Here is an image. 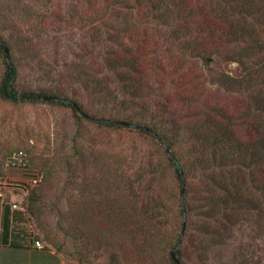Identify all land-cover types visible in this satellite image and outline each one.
<instances>
[{"label": "trees", "instance_id": "obj_1", "mask_svg": "<svg viewBox=\"0 0 264 264\" xmlns=\"http://www.w3.org/2000/svg\"><path fill=\"white\" fill-rule=\"evenodd\" d=\"M70 1L86 10L83 66L62 73L66 82L56 90L20 88L16 48L0 33V98L69 108L77 155L86 124L152 139L179 193L171 212L178 221L170 222L167 207L166 220L155 212L168 199L158 174L149 187L151 214L129 220L119 204L105 203L100 240L119 252L140 230L133 245L143 247L138 257L147 264H158V256L166 264L204 262L211 243H226L241 222L264 214V0ZM53 21V13L41 15L40 26L47 30ZM211 62L227 65L213 79L202 67ZM79 90L98 101L94 110ZM30 159L17 167L28 168ZM38 174L28 211L40 223L39 187L54 170L39 169L30 182ZM78 233L90 240L80 226Z\"/></svg>", "mask_w": 264, "mask_h": 264}, {"label": "rangeland", "instance_id": "obj_2", "mask_svg": "<svg viewBox=\"0 0 264 264\" xmlns=\"http://www.w3.org/2000/svg\"><path fill=\"white\" fill-rule=\"evenodd\" d=\"M85 11L70 0H0V33L16 48L20 88L47 86L56 90L66 82L62 73L83 66L86 57L81 47L87 39L79 26ZM52 13L54 21L45 30L40 26L41 15ZM226 66L202 64L205 72L212 74L211 79ZM3 71L0 58V81ZM79 93L86 102L90 100L94 110L98 101L92 96L85 99L89 97L82 90ZM75 134V119L67 107L51 102L13 103L0 98V181L7 185L3 190L17 193L19 202L28 206L36 186L30 182L31 174L46 167L54 170L51 179L39 187L43 190L42 221L39 223L30 214L25 218L24 232L27 236L31 230L37 232L38 238L59 250L64 264H147L138 257L143 247L133 245L138 236V242L142 238L140 230L130 234L119 252L102 244L100 236L107 227L102 219L103 206L119 204L123 210H116L129 220L150 215L149 187L159 174L168 199L165 208L155 212L166 220L167 208L169 213L177 210L179 193L160 165L162 150L149 137L128 129H97L86 124L82 154L77 155L72 147ZM19 150L31 158L26 169L9 165L10 157ZM178 219L170 214V222L175 224ZM79 226L90 234L89 241L79 235ZM157 259L158 264H166L160 256ZM186 264L199 263L188 259ZM200 264H264V214L241 222L226 243H211L207 258Z\"/></svg>", "mask_w": 264, "mask_h": 264}, {"label": "crops", "instance_id": "obj_3", "mask_svg": "<svg viewBox=\"0 0 264 264\" xmlns=\"http://www.w3.org/2000/svg\"><path fill=\"white\" fill-rule=\"evenodd\" d=\"M2 187L7 186L0 185V264H64L56 248H37L30 243L23 230L26 217L12 207L20 201L19 195Z\"/></svg>", "mask_w": 264, "mask_h": 264}, {"label": "built area", "instance_id": "obj_4", "mask_svg": "<svg viewBox=\"0 0 264 264\" xmlns=\"http://www.w3.org/2000/svg\"><path fill=\"white\" fill-rule=\"evenodd\" d=\"M26 162H27V154L24 150H19L15 152L9 159V164L12 166L25 165ZM42 176H43L42 174H38L37 176L33 177L31 181L33 183H37L40 180V178H42ZM0 185L5 186L6 183L0 181ZM12 207L15 210H20L25 217H30L28 206L24 205L23 202L12 203ZM27 238L30 241V243L37 248H45L47 246V244L42 239L38 238L37 232H34V230H31V233L29 236H27Z\"/></svg>", "mask_w": 264, "mask_h": 264}]
</instances>
